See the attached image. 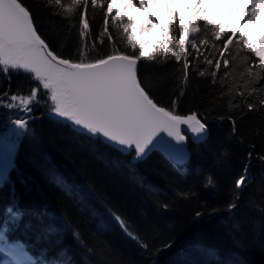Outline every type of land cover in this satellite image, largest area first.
Wrapping results in <instances>:
<instances>
[{"label":"trees","instance_id":"obj_1","mask_svg":"<svg viewBox=\"0 0 264 264\" xmlns=\"http://www.w3.org/2000/svg\"><path fill=\"white\" fill-rule=\"evenodd\" d=\"M22 2L41 38L64 59L139 54L118 22L109 18L105 32L109 0L96 7L62 0L64 8L52 0ZM81 17L92 50L80 35ZM198 28L192 39L199 54L191 45H171L181 52L179 61L154 55L138 64L154 102L174 114L197 113L208 124V137L188 144L184 166L158 151L133 161L132 153L76 134L49 118L51 102L41 89L0 187V218L10 207L23 213L8 241H20L42 264H264V66L241 39L224 56L229 64L217 70L226 37L216 40L203 20ZM170 32L179 38L178 28ZM36 85L21 71L0 74V97L29 94ZM246 167L249 179L238 189Z\"/></svg>","mask_w":264,"mask_h":264},{"label":"snow or ice","instance_id":"obj_2","mask_svg":"<svg viewBox=\"0 0 264 264\" xmlns=\"http://www.w3.org/2000/svg\"><path fill=\"white\" fill-rule=\"evenodd\" d=\"M52 2L60 8L65 7L62 0H52ZM81 2L85 6L89 3L93 7L98 5V0H81ZM155 2L158 0H126L123 4L115 3L105 13V32H107L109 18L113 22H118L123 28L127 42L135 52L142 44V41H138L132 34L137 26V18L122 11L121 8H133L139 12H145V9ZM204 3L205 0H189V7L193 11L187 41H181L168 31L176 29L177 19L182 18L178 10L170 11L164 33L167 38L166 44L163 47L157 46L154 53L143 50H140L138 55L117 53L85 63L83 59L80 62L64 59L52 50L41 38L34 25L33 14L22 0H0V74L7 75L10 71L19 73L22 70L24 74L30 75L33 81L38 82L29 95L11 96L10 100L13 103L7 104V107H16L18 102L24 112H30V106L39 102L38 96L43 89L51 102L49 118L71 128L76 134L99 140L106 147L121 154H130L134 151L133 159L136 161L146 159L148 154L156 148H163L177 164L183 166L187 153L183 143L185 137L181 135V125H187L185 130H190L195 139H202L207 135L206 124L201 122L196 113L182 117L158 106L141 85L138 78V63L141 60H151L154 55L163 59L169 54L179 61L181 52L174 51L171 45H176L179 49H186L188 45H191V48L199 54V45L192 37L200 30L197 26L200 20L211 26L216 40L226 37L223 39L220 59L215 62L217 70L220 69L221 63L225 67L229 64L224 56L230 45L241 39L249 52L256 57L260 56L242 31V26L244 23L256 24L257 18L264 10V0H248L239 29L225 27L207 16L200 15ZM236 3L238 6L239 0H236ZM113 9L116 14L110 17ZM145 17L139 21L141 33L157 22V18L150 12H145ZM80 23L82 25L80 35L84 37L89 24L83 17ZM179 31H185L183 25L179 26ZM229 33L232 35H228ZM205 43L203 40L199 42L200 45ZM257 43L264 47V42ZM83 55L81 53V56ZM187 55L188 53L185 52L184 56L187 57ZM259 65L264 66V60H260ZM253 66H256L255 63ZM188 68L189 61L185 58V77H187ZM4 96L6 97L7 93ZM3 98L0 97V100ZM251 107L252 105H249V108ZM14 124L16 128L12 135L19 138L22 134L21 130H26L27 121L18 119L14 121ZM161 131L167 132L176 144L171 141L165 142L158 136ZM4 139L0 137V187L9 180L7 170L2 163ZM14 149L15 141H12L7 145L9 159ZM248 179L246 167L245 174L236 181L237 188L242 189ZM234 207L235 204L229 205V209ZM22 217V212L10 207L6 210L5 216L0 218V251H7L10 257V259L0 260V264H42L41 261H33L22 246L9 245L5 238L10 226H18ZM114 218L120 227L126 230L127 226L121 218L118 216Z\"/></svg>","mask_w":264,"mask_h":264},{"label":"rangeland","instance_id":"obj_3","mask_svg":"<svg viewBox=\"0 0 264 264\" xmlns=\"http://www.w3.org/2000/svg\"><path fill=\"white\" fill-rule=\"evenodd\" d=\"M110 1L111 0H109L108 8L110 6ZM247 3H248V0H239L238 6H237L236 0H205V3L202 6V11L199 14L203 15V16H207V17L219 22L221 25H223L225 27H229L232 29H239V28H241L240 20L244 14V8H245V5ZM170 11H175V10L174 9L169 10L168 14ZM145 12H146V10H145ZM111 14H116V11H113ZM168 19H169V15H168L167 21H168ZM157 23H158V20L154 24H157ZM197 26H198V22H197ZM177 28L179 30L178 19H177ZM165 31H166V28H165ZM165 31H164V33H165ZM168 31H170V30H168ZM242 31L246 34L249 42L252 43V45L256 49V51L260 53L259 58L261 60H264V47H261L260 44L257 43V42H264V10L261 11L259 17L257 18V22L255 25H253L251 23H244L242 26ZM179 33H180V31H179ZM88 34H89V31L87 29V30H85V36L82 37V40L85 44V47L92 50L93 45H92V43L88 42V38H89ZM132 34H133V31H132ZM237 34H239V33H237ZM166 39L167 38H166L165 34H163L161 36L160 40L157 43L153 44L152 48H150L149 50L144 51L140 46L138 48L140 50H143L144 52L150 53V52L154 51L157 46L163 47L166 44ZM88 43H89V45H87ZM36 83L38 84V82H36ZM29 94H18V96H20V95L27 96ZM10 97L11 96H6V97L4 96V98L2 100H0V110L1 109L4 110V113L0 112V137L5 138L4 139L3 152H4V150L8 152L7 145L10 142L15 141V149H14L13 153L11 154V161H10V164L8 165V167L6 169L7 175L13 166V160H14V156H15V153L17 150L19 140L27 131V125H26V130H21L22 134L19 136V138L12 135L13 130L16 128L14 121H16L18 119H23V120H26L28 122L30 119H32L31 114L36 107V105H35L36 103H34L33 105L30 106V108H31L30 112H24L23 109L19 107L18 102H16L17 103L16 107L9 108V107H7V104L13 103L10 100ZM50 105H51V103L47 104V108H48L47 110L48 111H50ZM170 111L173 112V109L171 108ZM244 174H245V172H244ZM247 176L249 177L248 172H247ZM8 244L9 245L22 246L18 242H8ZM24 250H25V248H24ZM25 252L28 254L29 257H31L33 259V257L26 250H25ZM5 259H7V257L5 256V253L3 251H0V260H5Z\"/></svg>","mask_w":264,"mask_h":264},{"label":"bare ground","instance_id":"obj_4","mask_svg":"<svg viewBox=\"0 0 264 264\" xmlns=\"http://www.w3.org/2000/svg\"><path fill=\"white\" fill-rule=\"evenodd\" d=\"M120 2L123 4L126 0H111L110 6L115 3ZM178 6V7H177ZM174 9L179 11L182 18H178V26L183 25L185 31L179 33V39L181 41H187L188 29L190 26V18L192 9L189 7V0H158V2L152 3L146 10L157 17L158 23L152 24L147 27L142 33L139 30V21L145 19V12H139L137 9L133 8H121L122 11L134 15L137 18V26L133 30V35L136 36L138 41H142L140 47L147 51L152 48L153 44L157 43L161 36L164 34L166 28V22L168 18V11ZM115 11V9H113ZM11 158L9 159V153L4 150L3 152V166L7 169L10 164ZM7 259H10L7 251H3Z\"/></svg>","mask_w":264,"mask_h":264},{"label":"water","instance_id":"obj_5","mask_svg":"<svg viewBox=\"0 0 264 264\" xmlns=\"http://www.w3.org/2000/svg\"><path fill=\"white\" fill-rule=\"evenodd\" d=\"M138 64H139V63H138ZM21 71H22V70H21ZM158 106H159V105H158ZM160 107H162V106H160ZM167 110H168V109H167ZM196 114H197V113H196ZM175 115L182 116V117H186V116H189V115H191V114H188V115H179V114H175ZM197 116H198V118L201 120L202 123H205V124H206L207 135H206L205 138H202V139H195V138H194V134H192L190 130H185V129H187V125H181V135H183V136L185 137V140L183 141V143H184V145L186 146V153H187L186 158H185V161L183 162V166H184V164L187 162V160L190 158V155H191V152H190V150H189V148H188V144H189L190 142H191V143H200V142L204 141V140L208 137V124H207V122L203 121V120L199 117L198 114H197ZM158 136L162 137L163 140H164L165 142H167V141H171L173 144H176V141H175L172 137H169L168 134H167V132L161 131V132L158 133ZM154 151H158V152H160V153L163 154L168 160H170L174 165H176V166H180L179 164H177V162H176L174 159H172L171 156H169L168 152H166L163 148H156V149H154L152 152H154ZM152 152H151V153H152ZM131 153H132V157H131L132 160H133V161H136V160L133 159V157L135 156V152L133 151V152H131ZM151 153H149V154H151ZM149 154H148V155H149ZM146 158H147V157H146Z\"/></svg>","mask_w":264,"mask_h":264}]
</instances>
